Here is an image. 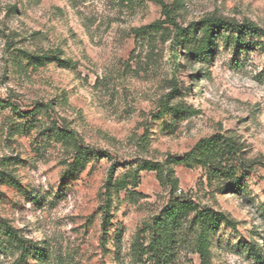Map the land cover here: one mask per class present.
Returning a JSON list of instances; mask_svg holds the SVG:
<instances>
[{"label":"rangeland","instance_id":"rangeland-1","mask_svg":"<svg viewBox=\"0 0 264 264\" xmlns=\"http://www.w3.org/2000/svg\"><path fill=\"white\" fill-rule=\"evenodd\" d=\"M209 13L264 27V0H181L175 9L183 25ZM156 19L160 7L150 0H0V170L10 175L0 179V220L44 246L49 264H137L131 244L170 196L235 222L216 227L207 258L183 224L172 264H254L248 243L264 255L261 164L233 193L219 192L200 167L175 165L171 194L155 171L138 170L213 133L235 138L247 164L264 162V55L220 41L208 61L174 64L168 34L134 37L132 29ZM167 97L197 113L156 117ZM47 103L48 111L27 114ZM59 129L77 135L86 163L73 164L74 144ZM113 163L116 189L103 228L100 192ZM11 260L8 249L0 255V264Z\"/></svg>","mask_w":264,"mask_h":264},{"label":"trees","instance_id":"trees-1","mask_svg":"<svg viewBox=\"0 0 264 264\" xmlns=\"http://www.w3.org/2000/svg\"><path fill=\"white\" fill-rule=\"evenodd\" d=\"M133 3L136 0H123ZM160 7L162 19H156L146 25L132 29L134 37L168 34L169 51L172 61L176 62L181 57L185 64L208 61L213 54L218 42L236 51L258 50L264 55V27L244 19L238 21L234 18L224 17L209 13L186 25L177 22L175 9L181 6V0L168 4L165 0H150ZM15 8V6H13ZM29 60L32 56L22 51ZM199 87V80L196 79ZM169 97V96H168ZM168 97L158 106L156 117L167 114L179 116L182 114H196L190 108L178 105H169ZM49 105L37 104L27 114H34L40 109L48 111ZM57 136L69 139L74 144L75 155L73 164L86 163L89 152L82 146L77 135L66 129H59ZM242 151L235 138L232 136L213 133L198 139L193 146L180 155H168L163 163L145 162L138 170L155 171L160 182L168 187L170 194L177 190V178L174 175V166L182 165L186 168L200 167L206 175L207 181L214 184L219 192H236L241 189L242 174L248 172L253 164L264 162L254 161L247 164L241 158ZM113 163L106 174L100 192V208L102 211V227L109 224V213L112 206L113 191L116 189L114 182ZM10 175L0 170V179L9 178ZM137 175H133V184L122 181L119 186L128 184L137 186ZM187 224L196 234L198 252L203 258L209 256L212 238L216 227L221 224L234 226L235 222L221 211H216L209 206H201L190 198L183 196H170L167 203L158 214L146 221L137 233L131 244V253L137 264L148 261L151 264H172L175 257L174 248L181 239L183 224ZM144 234V235H142ZM142 236L146 240L142 242ZM8 244V247H6ZM261 245L248 243L244 245L246 251L252 255L254 264H264V255ZM9 250L12 260L9 264H49L47 249L37 243H31L17 229L6 221L0 220V255Z\"/></svg>","mask_w":264,"mask_h":264}]
</instances>
